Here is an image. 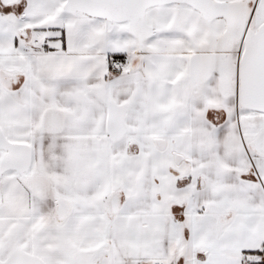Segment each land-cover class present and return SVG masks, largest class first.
I'll list each match as a JSON object with an SVG mask.
<instances>
[{"label":"snow or ice","instance_id":"1","mask_svg":"<svg viewBox=\"0 0 264 264\" xmlns=\"http://www.w3.org/2000/svg\"><path fill=\"white\" fill-rule=\"evenodd\" d=\"M0 264H264V0H0Z\"/></svg>","mask_w":264,"mask_h":264}]
</instances>
